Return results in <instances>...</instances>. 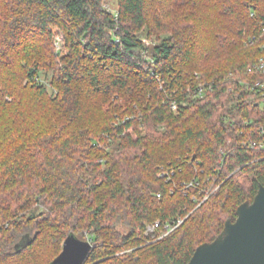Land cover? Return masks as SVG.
I'll use <instances>...</instances> for the list:
<instances>
[{
	"label": "trees",
	"instance_id": "16d2710c",
	"mask_svg": "<svg viewBox=\"0 0 264 264\" xmlns=\"http://www.w3.org/2000/svg\"><path fill=\"white\" fill-rule=\"evenodd\" d=\"M115 1L0 0V264H50L71 234L85 264H188L264 186L244 143L264 116L231 76L264 56V0Z\"/></svg>",
	"mask_w": 264,
	"mask_h": 264
},
{
	"label": "water",
	"instance_id": "95a60500",
	"mask_svg": "<svg viewBox=\"0 0 264 264\" xmlns=\"http://www.w3.org/2000/svg\"><path fill=\"white\" fill-rule=\"evenodd\" d=\"M237 215L216 240L200 245L188 264H264V186L253 203L239 206ZM93 247L90 240L71 234L50 264H85Z\"/></svg>",
	"mask_w": 264,
	"mask_h": 264
},
{
	"label": "built area",
	"instance_id": "2783aa9c",
	"mask_svg": "<svg viewBox=\"0 0 264 264\" xmlns=\"http://www.w3.org/2000/svg\"><path fill=\"white\" fill-rule=\"evenodd\" d=\"M261 38H264V30L261 37H259V39L256 40L259 41L261 40ZM253 42L254 41L252 40L251 43ZM247 74H248V78H242L240 77V75H234V74H232L231 76L234 77L236 81L239 82V86L241 87L242 90L241 93L244 91L245 92L250 91L248 97H246L245 99L249 98L251 101H255L264 116V56H262L258 61L254 62L253 64L247 67ZM215 84L216 82L214 81L205 82L202 84H198L195 87L190 86V88L187 89V91L189 93V96L195 98L203 97L209 93H214L217 90ZM171 108L174 111H179L181 109V106L176 101H172ZM244 123L246 127L250 128L248 134H246L248 141L244 142L245 145H247L251 149L264 151V119L263 118H261V120L251 119L245 121ZM241 134L243 136L245 135L244 132H242ZM173 175H175V170L173 171L167 170L164 171L163 173H160L159 176L166 177L169 180ZM195 184L196 183L194 181L186 186L187 187L195 186ZM198 184L199 183H197L196 185ZM212 189L213 187L205 191L204 198L202 201H200L199 205L205 202L216 191L215 189L214 190ZM159 196L161 195L159 194ZM184 220L185 218H179L175 221L164 222V223L159 220L151 225H148L145 233H147V235L152 236L154 239H162L168 236L169 234H171L173 231H175L184 222Z\"/></svg>",
	"mask_w": 264,
	"mask_h": 264
},
{
	"label": "rangeland",
	"instance_id": "374dc122",
	"mask_svg": "<svg viewBox=\"0 0 264 264\" xmlns=\"http://www.w3.org/2000/svg\"><path fill=\"white\" fill-rule=\"evenodd\" d=\"M108 7H111V9H115L116 7H117V3H116V1L115 0H108ZM62 35H59V37H61ZM150 43V42H149ZM217 190L218 189V187H213V189L212 190ZM205 195V194H204ZM203 200V199H202ZM201 200V201H202ZM199 206V205H198ZM118 230L122 233V235H124V236H128L130 233H131V229L128 227V226H126V225H123V224H119V226H118ZM146 235H147V233H145ZM152 237V236H151ZM153 238V237H152ZM154 239V238H153ZM82 240H90V239H82ZM91 241V240H90ZM50 253V252H49ZM48 253V254H49ZM50 256H52L51 254L48 256V257H50Z\"/></svg>",
	"mask_w": 264,
	"mask_h": 264
}]
</instances>
